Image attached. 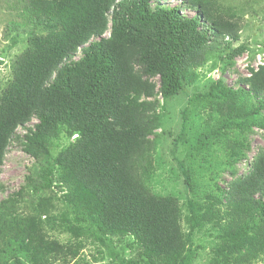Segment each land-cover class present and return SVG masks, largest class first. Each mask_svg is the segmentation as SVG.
Instances as JSON below:
<instances>
[{"label":"trees","instance_id":"trees-1","mask_svg":"<svg viewBox=\"0 0 264 264\" xmlns=\"http://www.w3.org/2000/svg\"><path fill=\"white\" fill-rule=\"evenodd\" d=\"M0 1L12 15L7 34L16 32L12 38L25 44L0 93V165L16 128L34 117L23 138L26 150L41 161L37 179L29 180L35 194L64 183L65 201L83 206L85 220L98 232L132 236L144 264H188L181 256L184 240L175 201L147 194L132 171L133 158L157 126L155 114H146L150 103L139 97L154 89L148 78L156 75L164 101L176 94L191 59L202 60L214 40L230 34L231 21L213 13L218 6L209 0H179L171 6L159 3L168 0ZM182 8L195 14L186 15ZM224 55L231 58V52ZM259 91L264 93V87ZM238 93L251 94L217 80L203 96L231 100L234 110L246 112L231 99ZM263 97L257 100L264 104ZM181 114L185 126V111ZM60 132L76 134V140L51 158L47 145ZM180 171L191 190V173L181 162ZM231 195L256 216L247 228L227 233L229 244H240L247 229L264 225V156ZM5 202H0V264H44L42 250L48 245L32 246L30 230L17 223ZM186 206L188 239L201 219L194 199Z\"/></svg>","mask_w":264,"mask_h":264},{"label":"rangeland","instance_id":"rangeland-1","mask_svg":"<svg viewBox=\"0 0 264 264\" xmlns=\"http://www.w3.org/2000/svg\"><path fill=\"white\" fill-rule=\"evenodd\" d=\"M209 1L218 6L213 13L230 20L234 30L214 40L202 60L191 59L182 87L166 101L158 92V76L148 78L154 89L148 96L142 94L139 101L150 103L146 114H155L157 126L147 135L141 153L133 158L132 171L138 186L147 194L175 201L184 240L181 256L188 264H264V225L257 223L261 228L257 225L247 229L240 244L226 241L231 229L247 228L256 217L252 211L243 210L231 193L252 173L257 159L264 156V104L257 100L264 96L259 91L264 87V0ZM179 2L159 3L171 6ZM5 6L0 1V93L25 46L22 40L12 38L16 32L7 34L6 24L12 15ZM182 12L195 14L187 8ZM108 33L109 28L105 36ZM223 46L227 47L221 50ZM226 52H231L230 59H222ZM79 56L78 50L74 58ZM217 80L232 90L251 93L231 98L250 115L234 110L231 100L203 96ZM35 122L33 117L18 126L5 148L0 165V202L3 205L9 200L14 219L33 235L32 246L48 245L42 250L44 264H124L126 260L146 263L132 236L98 232L94 224L85 220L83 206L77 208L73 202H66V184L59 183L37 194L32 191L29 180L37 179L41 161L26 150L23 135ZM75 140L76 134L68 137L60 132L53 136L47 145L51 158ZM180 162L191 173V190L183 182ZM189 198L196 201L201 222L185 239Z\"/></svg>","mask_w":264,"mask_h":264}]
</instances>
